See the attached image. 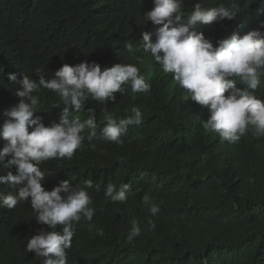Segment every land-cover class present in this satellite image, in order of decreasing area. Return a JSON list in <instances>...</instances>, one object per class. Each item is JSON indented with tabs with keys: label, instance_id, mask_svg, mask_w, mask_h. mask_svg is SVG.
<instances>
[{
	"label": "trees",
	"instance_id": "1",
	"mask_svg": "<svg viewBox=\"0 0 264 264\" xmlns=\"http://www.w3.org/2000/svg\"><path fill=\"white\" fill-rule=\"evenodd\" d=\"M227 1L239 5L237 16L213 23L211 33L217 37L255 29L264 16V0ZM144 3L0 0V130L5 111L19 102L15 93L22 74L38 79L40 70L47 78L65 63L83 61L102 69L116 63L135 65L151 84L150 93L133 94L129 88L124 95L117 93L115 102L89 99L81 112L71 115L87 118L88 108H94L96 123L103 127L104 111L119 119L135 106L143 113L142 123L129 126L122 144L94 139L93 149L85 138L84 149L71 160L41 165L50 173L42 181L47 191L63 180H70L73 188H85L90 179L94 187L103 184L105 190L125 177L140 182L135 200L114 204L104 197L91 222L76 224L67 264H264V136L250 130L246 141L218 142L217 133L203 128L208 108L193 101L171 73L158 69L149 53L127 51L128 43L139 47L143 32H155L141 18ZM13 73L17 82L7 78ZM39 91L34 94L44 111L35 115L46 126L58 123L62 106H53L59 97L47 89ZM256 95L264 100V78ZM4 143L0 137V148ZM7 171L0 165V176ZM15 191L0 184V196ZM145 195L159 205L158 214L148 212L142 203ZM130 215L154 222L152 243L139 236L126 239ZM41 228L50 230L37 223L30 202L0 208V264H40L25 248Z\"/></svg>",
	"mask_w": 264,
	"mask_h": 264
},
{
	"label": "clouds",
	"instance_id": "2",
	"mask_svg": "<svg viewBox=\"0 0 264 264\" xmlns=\"http://www.w3.org/2000/svg\"><path fill=\"white\" fill-rule=\"evenodd\" d=\"M237 6L227 0H145L141 18L145 25L153 24L155 32H143L137 48L126 45L130 54L140 50L149 53L158 69L171 73L193 101L208 108L210 115L203 128L217 133V141L224 144L246 141L250 130L257 137L264 136V100L256 95L264 78V16L255 29L241 36L217 37L211 33L214 22L235 19ZM36 76L38 79L22 74L21 87L15 93L19 102L4 113L0 165L8 171L0 176V184L16 191L0 196V208L14 209L30 202L37 223L50 230L39 229L27 241L25 251L34 252L40 264H67L76 224L91 222L104 197L114 204L135 200L140 182L125 177L117 184L109 183L105 190L103 184L94 187L90 179L85 180V188H73L70 180H63L47 191L42 181L50 173L41 165L50 160H71L84 149L85 138L93 149L94 139L122 144L121 137L129 126L140 125L144 119L139 107H132L131 114L119 119L104 111L107 123L103 127L96 123L94 108H88L87 118L71 113L81 112L89 99L101 104L115 102L116 94L124 95L129 88L133 94L150 93L151 84L138 67L122 63L103 69L95 62L65 63L51 77L46 78L40 70ZM7 78L17 82L14 73ZM41 88L59 97L60 102L53 106H62L58 123L46 126L35 115L44 111L34 94ZM86 129L90 130L87 137ZM142 203L152 215L159 213V205L149 196L145 195ZM128 220L132 222L126 237L129 242L137 236L153 242L151 228L155 224L151 219L130 215ZM57 226L62 229L57 231Z\"/></svg>",
	"mask_w": 264,
	"mask_h": 264
},
{
	"label": "water",
	"instance_id": "3",
	"mask_svg": "<svg viewBox=\"0 0 264 264\" xmlns=\"http://www.w3.org/2000/svg\"><path fill=\"white\" fill-rule=\"evenodd\" d=\"M147 27H149V28H153V27H154V25H153V24H149V25H147ZM238 35H240V36H241V33H238ZM214 46H216V44H214ZM84 135H86V134H84Z\"/></svg>",
	"mask_w": 264,
	"mask_h": 264
}]
</instances>
